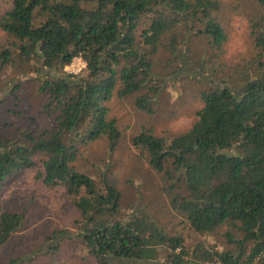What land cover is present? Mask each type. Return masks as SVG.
I'll use <instances>...</instances> for the list:
<instances>
[{"label": "trees", "instance_id": "trees-1", "mask_svg": "<svg viewBox=\"0 0 264 264\" xmlns=\"http://www.w3.org/2000/svg\"><path fill=\"white\" fill-rule=\"evenodd\" d=\"M255 1V58L200 90L202 106L186 132L167 139L146 129L133 137L161 174L174 215L201 233L226 227L233 247L200 245L193 258L183 236L167 233L153 215L125 219L119 189L76 163L84 144L106 140L110 151L119 144L123 132L110 106L115 98L131 97L138 109L155 112L166 68L175 61L174 74L203 79L204 73L182 72L181 59L193 36L207 39L220 56L227 34L216 0H12L0 14V31L14 46L0 49V64L29 63L51 123L0 138V184L41 160L36 178L66 186L80 213L78 243L102 264L155 260L163 252L167 264H264V0ZM161 51L169 55L164 70ZM76 56L87 65L69 73L65 66ZM196 65L200 60L191 69ZM23 220L24 213L0 208V245Z\"/></svg>", "mask_w": 264, "mask_h": 264}, {"label": "rangeland", "instance_id": "rangeland-1", "mask_svg": "<svg viewBox=\"0 0 264 264\" xmlns=\"http://www.w3.org/2000/svg\"><path fill=\"white\" fill-rule=\"evenodd\" d=\"M216 1L227 34L220 56L216 55L218 49H209L207 39L193 36L188 40L191 51L186 48L181 59L182 72L198 71L204 73L203 79L174 74L178 62L175 61L174 66L166 68L167 85L157 98L155 112L148 114L138 109L131 97L115 98L110 106L111 115L117 116L123 132L119 144L113 151L109 150L106 140L84 144L82 156L76 162H79V170L87 171L97 181L106 175L119 189L125 219L136 212L153 215L167 233L183 236L193 258L198 257L196 249L200 245L216 250L233 247L225 235L226 227L201 233L183 222L182 217L175 216L161 174L150 164L148 152L135 146L133 137L146 129H153L167 139L186 132L196 121L202 106L200 90L218 83L233 66L249 63L255 58L250 18L259 11L257 2ZM11 6L12 0H0V14ZM10 42L0 31V49L14 46ZM167 56L161 51L158 68L164 70L163 59ZM199 60L196 71L192 70L191 65ZM29 67V63L3 67L0 64V138L16 139L23 132L51 123L41 110L46 93L40 89L37 74L29 71ZM203 69L206 72H201ZM41 163L39 160L34 166L8 176L0 184V208L24 213L21 228L0 245V264H102L78 243L76 220L80 213L66 186H47L36 178ZM165 255L163 252L155 260L117 258L108 264H167ZM190 264L196 263L192 260Z\"/></svg>", "mask_w": 264, "mask_h": 264}, {"label": "built area", "instance_id": "built-area-1", "mask_svg": "<svg viewBox=\"0 0 264 264\" xmlns=\"http://www.w3.org/2000/svg\"><path fill=\"white\" fill-rule=\"evenodd\" d=\"M87 63L82 56H76L71 63L65 66V70L69 73L78 74L83 71ZM210 264H224L219 260H214Z\"/></svg>", "mask_w": 264, "mask_h": 264}]
</instances>
